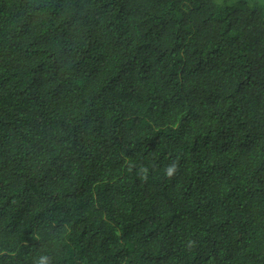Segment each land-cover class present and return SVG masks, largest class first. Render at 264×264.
I'll list each match as a JSON object with an SVG mask.
<instances>
[{
    "label": "trees",
    "instance_id": "obj_1",
    "mask_svg": "<svg viewBox=\"0 0 264 264\" xmlns=\"http://www.w3.org/2000/svg\"><path fill=\"white\" fill-rule=\"evenodd\" d=\"M42 256L264 264V0H0V264Z\"/></svg>",
    "mask_w": 264,
    "mask_h": 264
},
{
    "label": "clouds",
    "instance_id": "obj_2",
    "mask_svg": "<svg viewBox=\"0 0 264 264\" xmlns=\"http://www.w3.org/2000/svg\"><path fill=\"white\" fill-rule=\"evenodd\" d=\"M59 77H61V76H59ZM175 99L179 103L180 96H178ZM133 125H134V119L133 120H130V121H127V122L121 123L116 128L115 133H114V137H118L121 134H128L130 132V130L132 129ZM175 171H176V164L174 163L171 166H169V167L166 168V175L168 177H171L174 174ZM38 264H48V258L46 256L40 257V259L38 261Z\"/></svg>",
    "mask_w": 264,
    "mask_h": 264
}]
</instances>
